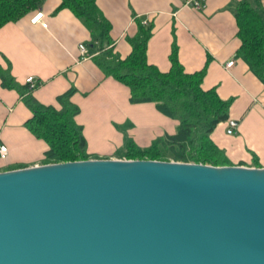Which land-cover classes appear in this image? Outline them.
I'll return each instance as SVG.
<instances>
[{
  "label": "water",
  "instance_id": "95a60500",
  "mask_svg": "<svg viewBox=\"0 0 264 264\" xmlns=\"http://www.w3.org/2000/svg\"><path fill=\"white\" fill-rule=\"evenodd\" d=\"M0 264H264V167L92 158L1 171Z\"/></svg>",
  "mask_w": 264,
  "mask_h": 264
},
{
  "label": "crops",
  "instance_id": "0c3cea01",
  "mask_svg": "<svg viewBox=\"0 0 264 264\" xmlns=\"http://www.w3.org/2000/svg\"><path fill=\"white\" fill-rule=\"evenodd\" d=\"M189 1L98 0V4L112 22L111 34L121 55L131 50L127 35L138 29L136 13L153 25L148 42L151 63L169 70L175 42L186 71L207 65L203 88L216 87L221 97H234L230 118L239 122L236 134H227L225 121L211 138L233 165L264 167V80L238 53L235 7L240 0H200L201 9ZM258 2L264 12V0ZM60 3L45 0L38 9L44 11L48 26L31 20L36 10L0 27V67L10 65L21 84L34 75L40 83L33 94L43 103L59 105L58 95L74 86L72 100L80 106L76 121L84 128L93 158H119L128 139L147 147L174 134L177 120L160 113L154 102H131L125 83L106 75L91 56H81L79 44L91 40V31L71 9H58ZM230 59L235 61L227 66ZM31 116L19 91L4 86L0 77V143L9 150L5 159L0 158V172L45 164L47 143L25 126Z\"/></svg>",
  "mask_w": 264,
  "mask_h": 264
},
{
  "label": "trees",
  "instance_id": "16d2710c",
  "mask_svg": "<svg viewBox=\"0 0 264 264\" xmlns=\"http://www.w3.org/2000/svg\"><path fill=\"white\" fill-rule=\"evenodd\" d=\"M44 1L0 0V27L38 10ZM258 1L240 0L235 15L241 40L238 53L249 60L254 72L264 80V12ZM63 7L71 9L90 29L89 55L106 75L129 87L131 102H154L160 113L179 122L174 134L158 138L147 147H140L128 139L119 158L233 165L211 134L220 123L230 118L234 97H221L216 87L203 88L207 65L199 70L186 71L175 42L170 53L169 70L163 71L151 63L148 42L153 25L143 22L136 13L138 29L135 34L127 35L131 50L121 55L111 34L112 22L100 8L98 0H61L58 9ZM0 77L4 86L19 91L32 110L25 126L47 143L45 164L93 158L88 153L84 128L76 121L80 106L72 100L76 91L74 86L59 94V105H55L38 100L29 83L21 84L13 76L10 65L0 67Z\"/></svg>",
  "mask_w": 264,
  "mask_h": 264
},
{
  "label": "built area",
  "instance_id": "2783aa9c",
  "mask_svg": "<svg viewBox=\"0 0 264 264\" xmlns=\"http://www.w3.org/2000/svg\"><path fill=\"white\" fill-rule=\"evenodd\" d=\"M189 3L191 5H193L196 8H203L204 4L202 1L200 0H190ZM44 16L45 13L42 10H37V12L35 13V15L32 17V21L33 22H41L44 26H48V22L44 20ZM79 48H80V52H81V56L82 57H88L89 55V48L87 46L86 43L81 42L79 44ZM234 59H230L227 62V66H231L234 63ZM26 82L29 83L30 88L34 89L39 83L40 81L34 76V75H30L27 77ZM239 127V122L237 119L235 118H229L227 120V128H226V132L229 135H234L237 133ZM8 146L5 144H1L0 143V158L5 159L8 156Z\"/></svg>",
  "mask_w": 264,
  "mask_h": 264
}]
</instances>
